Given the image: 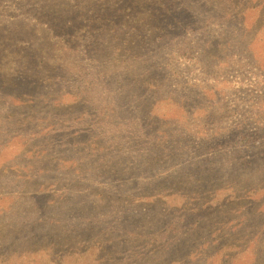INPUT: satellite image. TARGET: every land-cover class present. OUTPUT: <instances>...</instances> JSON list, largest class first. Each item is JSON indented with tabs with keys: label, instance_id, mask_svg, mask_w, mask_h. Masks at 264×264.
<instances>
[{
	"label": "rangeland",
	"instance_id": "374dc122",
	"mask_svg": "<svg viewBox=\"0 0 264 264\" xmlns=\"http://www.w3.org/2000/svg\"><path fill=\"white\" fill-rule=\"evenodd\" d=\"M0 264H264V0H0Z\"/></svg>",
	"mask_w": 264,
	"mask_h": 264
},
{
	"label": "trees",
	"instance_id": "16d2710c",
	"mask_svg": "<svg viewBox=\"0 0 264 264\" xmlns=\"http://www.w3.org/2000/svg\"><path fill=\"white\" fill-rule=\"evenodd\" d=\"M103 1V0H102ZM88 5H89V3H88ZM101 10V9H100ZM100 10H98V11H100ZM97 11V13L92 17V16H90V14H88V20H114V18H112L113 17V15H114V12H111V13H107V12H105V13H99ZM80 12V11H79ZM78 17H81V18H83V16H82V14H80ZM127 18V17H126ZM125 18V19H126ZM124 19V17L123 16H120V18H118V19H115V20H125ZM101 30V29H100ZM125 34V33H124ZM126 35V34H125ZM104 44H105V47L106 48H108V49H112V44H109L108 43V38H106L105 39V41H104ZM133 45H134V47H136V43H133ZM114 49H115V51H117V50H119V47L117 46V44H115L114 45ZM39 72H37V74H38ZM44 78H46V79H50V77H49V75H44Z\"/></svg>",
	"mask_w": 264,
	"mask_h": 264
}]
</instances>
